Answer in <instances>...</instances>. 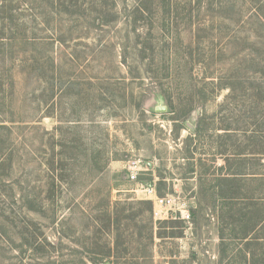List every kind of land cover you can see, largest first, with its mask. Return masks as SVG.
Wrapping results in <instances>:
<instances>
[{"label": "rangeland", "instance_id": "374dc122", "mask_svg": "<svg viewBox=\"0 0 264 264\" xmlns=\"http://www.w3.org/2000/svg\"><path fill=\"white\" fill-rule=\"evenodd\" d=\"M262 152L264 0H0V264H264ZM160 179L191 221L152 243L117 219Z\"/></svg>", "mask_w": 264, "mask_h": 264}, {"label": "trees", "instance_id": "16d2710c", "mask_svg": "<svg viewBox=\"0 0 264 264\" xmlns=\"http://www.w3.org/2000/svg\"><path fill=\"white\" fill-rule=\"evenodd\" d=\"M264 154V152H262ZM218 177V180L223 182L224 180H230L234 181L235 177H224L221 178ZM253 179L255 180V188L249 187V191L251 193L249 195H246L243 197L246 203L245 207H241L240 211L243 212L240 218H238V223L241 226V236L239 237L241 240H243L246 244V255L254 254L251 246L252 245H260L261 248L264 247V173H258L257 175L253 176ZM163 180L160 179L158 183L156 184L157 191L160 195H163L161 193ZM233 189V188H232ZM257 189V190H256ZM225 199H228L230 202L228 203V206H220L219 210L221 213L226 212L225 209H228L227 213L230 212V214L235 213V202L238 201V198L234 195L226 196ZM138 205H140V209L132 211L133 207H131L129 214L126 215H120V218L117 219L118 223H121L122 219L127 220H137V218L142 215V213L146 212L148 214L147 217V228L149 229V236L148 238L153 243L154 241V228H153V217H152V203L148 200L140 199L138 201ZM228 207V208H227ZM126 208V207H125ZM124 208V209H125ZM234 210V212H233ZM122 213V212H121ZM124 214V213H122ZM176 220V219H174ZM168 221V220H166ZM109 226H110V220H109ZM170 236H175L174 233H171ZM119 247V241L117 244V248ZM257 255V253H256ZM261 257L262 262L264 263V250H262L258 254V258Z\"/></svg>", "mask_w": 264, "mask_h": 264}, {"label": "built area", "instance_id": "2783aa9c", "mask_svg": "<svg viewBox=\"0 0 264 264\" xmlns=\"http://www.w3.org/2000/svg\"><path fill=\"white\" fill-rule=\"evenodd\" d=\"M144 170L139 160H132L129 163L128 175L131 180H138V176ZM133 192L141 194L139 198L152 203V217L155 222L167 219L180 218L185 222L191 221V213L185 202H182L177 195H160L155 184L145 185L137 183ZM166 264V263H159Z\"/></svg>", "mask_w": 264, "mask_h": 264}]
</instances>
